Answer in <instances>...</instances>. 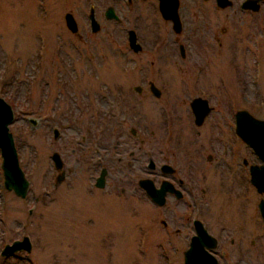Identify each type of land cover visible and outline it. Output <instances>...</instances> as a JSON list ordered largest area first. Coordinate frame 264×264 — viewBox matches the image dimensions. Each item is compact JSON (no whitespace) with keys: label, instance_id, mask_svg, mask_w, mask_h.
Here are the masks:
<instances>
[{"label":"rangeland","instance_id":"1","mask_svg":"<svg viewBox=\"0 0 264 264\" xmlns=\"http://www.w3.org/2000/svg\"><path fill=\"white\" fill-rule=\"evenodd\" d=\"M238 2L217 13L212 3L195 0V14L200 10L201 19L211 22L210 32L221 36L226 27L232 36L223 48L211 40L212 46L202 50L204 63L197 67L183 63L177 54V69L165 64L164 75L154 80L161 90L157 98L140 73L148 65L126 62L125 11L117 22L102 16L103 6L110 3L102 0H0V96L13 108L9 129L30 181L27 196L19 198L4 188L0 168V264H174L171 258L156 256L161 216L139 197L138 188L135 192L147 161L141 156L140 140L155 147L156 137L166 135L160 126L162 112L177 105L181 108L177 106L175 114L181 120L172 127V135L234 137L231 123L216 130L211 118L203 128L194 126L183 110L198 95L211 106L232 112L247 109L264 119V53H257L258 45L252 43V33L264 35V23L255 27L249 15H235ZM90 6L101 24L97 32L90 28ZM68 12L77 22L76 33L66 27ZM185 35L184 30L181 39ZM94 94L98 103L90 102L94 107L90 115L84 110ZM92 117L97 124L91 132L117 146L107 161L111 168L106 177V184L115 188L96 189L93 197L78 191L92 184L93 178L74 174L70 154L76 136L82 134L81 120L91 125ZM29 118L38 119L35 127ZM61 148L69 160L61 170L66 171L64 179L57 181L61 171L55 169L51 155L61 153ZM216 198L232 200L228 205L241 208L248 203L247 213L233 216L242 218L244 229L248 227L242 235L257 240L260 252L247 258L250 264H264V223L260 213L255 221L250 209L263 194L250 187L241 196L236 190L212 194ZM23 236L30 238L29 253L1 255L6 244Z\"/></svg>","mask_w":264,"mask_h":264},{"label":"flooded vegetation","instance_id":"2","mask_svg":"<svg viewBox=\"0 0 264 264\" xmlns=\"http://www.w3.org/2000/svg\"><path fill=\"white\" fill-rule=\"evenodd\" d=\"M102 1L110 2L103 6L101 11L106 20L119 22L120 16H123L125 11L126 62L128 64L148 65L146 68H141L140 73L142 78L147 80L148 90L153 96L155 94L150 86L153 84L156 87L155 91L159 93V96H155L157 98L161 96V90L154 83V80L157 79V76L164 75L162 67L165 64L174 65L177 69L179 63L177 54L183 63H188L191 68L197 67L204 63V58L201 56L202 50L212 46L211 40L216 41L218 46L223 48V43L225 44L227 38L232 36L226 27L222 28L221 36L210 32L211 22L207 18L201 19L202 12L200 10L196 11L195 14V0H178L177 29H175L171 18L162 15L159 0ZM202 1L206 4L212 3L217 13H223L227 9L233 8L236 0H228L229 3L225 7L219 6L216 0ZM244 1L246 0H239L237 9L232 12L235 15L239 14L240 18L243 15H249L252 19L251 22L255 23V27L264 23V15L261 16L264 12V0H249L250 3L248 6L246 5L247 8L242 6ZM118 6L121 7L120 10ZM110 11L113 13L112 17H108ZM90 13L98 23L97 31H99L101 24L96 19L94 6H90L89 17ZM260 27L262 28L261 24ZM184 30L186 35L181 39ZM252 36V43L255 46L258 45L257 53L258 51L264 53V35L259 37L252 33ZM223 38L224 42L222 41ZM136 88L141 91L140 87H135V90ZM138 90L136 91L139 92ZM88 94L85 92L86 100ZM96 96L94 94L95 98L89 99L87 106H85L84 111L90 115L94 110L91 103L93 101L98 103ZM196 98L205 99L208 102L209 110L203 116L201 124L196 123L198 115H195L194 109L201 110L202 105H195L194 107L191 105ZM177 106H170L171 109L162 112L160 126L164 128L166 135L156 137L155 147L150 146L144 138L140 140L141 156L146 157L145 160L147 161L142 169V166L140 167L143 174L139 177L138 183L140 180L151 181L156 190L157 202L151 199L146 186H140L137 183L135 192L138 188L139 197L155 206L157 213L161 216L159 229H157L159 251L156 252V256L171 258V262L174 264H184L186 253H195L194 256L208 253L215 258L217 264H250V260L247 258L255 257L260 252L257 248V240L254 237L249 240L243 236L242 233L246 235L244 230L246 231L248 227L245 226L244 229L242 223L239 222L242 218L233 216L237 213H247L248 203L245 202L241 208L237 205H228L232 200L223 202L218 198L212 199V194L216 192L234 194L237 190V196H241L243 189L246 192L250 187L258 193L251 183V170L254 167H260L263 163L254 150L236 133V114L240 110L247 109L240 108L233 112L230 109L222 110L219 106H211L209 100L203 96H194L189 102L188 110H183V113L186 114L187 112V117L190 115L189 117L192 118L195 127H205L209 122L208 119L212 118L213 123L210 124L216 130L218 127L221 129L222 126L226 127L231 123L235 136L227 138L201 135L187 137L174 136L171 133L172 127L181 120V116L175 114ZM77 109L81 111V109ZM250 114L254 117L252 113ZM81 122L83 124L80 129L82 134L76 136L75 147L71 148L70 154L74 156V174L89 177L90 180L93 178L92 184L78 191L84 192L87 196H92L96 189L107 187L111 190V188H115L113 184H106V177L111 168L107 161L112 160L110 153L117 146L115 147V144L110 146L106 140L91 132L90 128H95L97 124L96 118L92 117L91 125L83 120ZM56 130L58 133L56 137L53 135L54 139L59 136V131ZM63 149L61 148V153L57 152L62 162V168L64 162L69 160ZM129 153L132 155L133 152L129 151ZM62 155L65 156L63 159ZM103 170L106 172L104 186L97 187L95 185L96 180ZM65 173L66 171H61L60 174H57L56 180H63ZM58 186V184L54 185L55 188ZM121 192H125V190L122 188ZM50 193L48 192V194ZM259 201L256 200L255 204L252 203L250 207L251 210H254L255 221L259 213ZM222 213L229 216L221 217ZM214 214L220 215V217L212 216ZM201 228L206 231L209 238L199 236L198 229ZM230 258L236 259L232 261ZM199 260L200 258H192L193 262Z\"/></svg>","mask_w":264,"mask_h":264},{"label":"water","instance_id":"3","mask_svg":"<svg viewBox=\"0 0 264 264\" xmlns=\"http://www.w3.org/2000/svg\"><path fill=\"white\" fill-rule=\"evenodd\" d=\"M160 10L164 17L171 18L174 22L175 29L178 25L177 22V5L178 0H159ZM217 4L221 7H225L229 2L228 0H216ZM253 2V1H251ZM249 0L242 3L243 8H247ZM247 5V6H246ZM250 5V4H249ZM113 13L110 11L108 17H112ZM65 24L67 28L73 32H77V24L73 15L68 12L64 16ZM90 26L93 32L98 29V23L96 22L94 16L90 13ZM151 90L155 96H159L156 87L151 84ZM138 90V88H136ZM139 91V90H138ZM202 105L201 110H195L196 123L201 124L203 116L208 112V102L205 99L196 98L192 101L191 105ZM14 113L12 106L0 96V156L1 163L0 168L3 177V186L6 190L13 192L19 198H25L28 194L30 181L26 177L24 171L19 164L18 152L15 147L14 138L10 132L9 125L13 121ZM31 127H35L38 119L29 118ZM57 130H54V136H57ZM236 133L242 140L247 143L254 152L258 155L259 159L263 163L260 167H254L251 170V183L256 188L258 193L263 194V198L259 201V213L261 219L264 223V119H258L253 117L247 110H240L236 114ZM54 167L57 170L62 169V162L60 156L57 152H54L51 156ZM105 170H103L98 176L95 185L97 187L104 186L105 180ZM140 186H146L149 196L154 202H157L156 190L149 180H140L138 183ZM198 234L200 237L209 238L206 231L201 228L198 229ZM199 238V237H196ZM32 244L28 236H23L21 239L14 240L10 244H6L2 251V256H10L20 251H26L29 253L31 251ZM195 254V253H194ZM186 253L184 264H217L215 258L208 254L196 255ZM192 258L199 259V261L193 262Z\"/></svg>","mask_w":264,"mask_h":264}]
</instances>
